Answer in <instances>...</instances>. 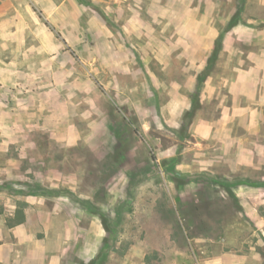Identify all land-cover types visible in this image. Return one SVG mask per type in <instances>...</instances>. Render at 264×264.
<instances>
[{
    "label": "rangeland",
    "instance_id": "374dc122",
    "mask_svg": "<svg viewBox=\"0 0 264 264\" xmlns=\"http://www.w3.org/2000/svg\"><path fill=\"white\" fill-rule=\"evenodd\" d=\"M91 1L79 4L82 13L71 12L80 28L59 35L66 46L49 55L36 51L31 81L14 86L29 93L34 128L27 136L36 148L28 168L38 177L0 181V202L11 199L17 184H29L32 193L67 197L83 212L80 226L89 227L91 217L97 222L91 259L97 264H210L219 256L235 264L233 256L243 252H256L264 264V232L256 231L229 192L237 176L214 150L193 145L192 121L213 117L210 107L198 116L200 105L193 118L184 117L193 97L200 101L201 89L192 87L191 107L180 114L177 103L183 99L175 98V90L186 82V68L176 60L161 61L154 50H140L102 11L112 42L103 40L105 49L97 50L107 28L94 29ZM208 1L200 4L202 10L211 5V17L198 19V25L217 30V38L230 22L264 17L256 0H219L217 7V0ZM229 12H235L230 20L224 17ZM43 114L46 131L36 128ZM210 158L217 162L203 163ZM177 163L189 164L190 172L177 171ZM239 175L264 190L263 170ZM262 200L253 203L264 216Z\"/></svg>",
    "mask_w": 264,
    "mask_h": 264
},
{
    "label": "crops",
    "instance_id": "0c3cea01",
    "mask_svg": "<svg viewBox=\"0 0 264 264\" xmlns=\"http://www.w3.org/2000/svg\"><path fill=\"white\" fill-rule=\"evenodd\" d=\"M82 1L0 0V181L38 177V171L28 168L36 148L35 140L27 136L29 128H34L30 122L29 93L14 90V86L31 81L36 51L49 55L66 46V42L59 41V35L71 32L73 27L80 28L71 21V12L85 11L79 5ZM196 2L91 1L97 20L94 29L105 27L98 12L102 11L140 50H154L161 61L176 60L179 67L186 68L189 75L185 86H178L174 96L183 99L177 103L180 114L191 107L190 91L204 71L218 36L217 30L198 25V19L211 17V5L202 10L209 1L198 0L199 5ZM219 3L215 1L214 7ZM256 6L264 7V0H256ZM235 12L224 17L230 20ZM248 19V23H235L224 33L214 67L218 74L211 73L206 78L199 96L198 116L210 107L213 117L194 119L190 130L196 141L193 145L202 143L205 150H214L229 174L237 176L238 183L230 191L256 231L264 232V216L253 203L262 200L264 190L250 186L239 175L242 170L264 171V17L254 14ZM56 24L58 31L52 29ZM105 28V35L96 41L97 50L105 49L103 40L112 42L111 31L107 25ZM99 32L104 34V30ZM42 117L37 130H49L44 114ZM207 143L209 147H204ZM196 152L197 158L200 153ZM207 162L217 161H203ZM176 170L185 174L191 167L177 163ZM28 189L29 184H17L11 199L0 202V264H80L84 259H93L97 228L93 217L84 229L79 225L82 210L67 197L32 193ZM223 257L212 259L210 264H229ZM233 258L235 264H263L256 252L235 253Z\"/></svg>",
    "mask_w": 264,
    "mask_h": 264
},
{
    "label": "trees",
    "instance_id": "16d2710c",
    "mask_svg": "<svg viewBox=\"0 0 264 264\" xmlns=\"http://www.w3.org/2000/svg\"><path fill=\"white\" fill-rule=\"evenodd\" d=\"M235 23L237 22H230L229 25L227 26L226 30L224 33L228 32L234 25ZM222 39H223V35L220 37V38H217V40L215 41L214 43V47H213V50H212V53L211 55L209 56L208 60H207V64H206V67L204 69V71L202 73H200L197 77V83H196V87L200 90L201 89V86L202 84L204 83V81L206 80V78L212 73V71L214 70V67H215V63L218 59V55L220 53V50H221V43H222ZM193 105H192V108L191 110H189L188 112H186L185 114V118H193L195 112L199 109V99H198V96H194L193 97ZM184 118V119H185ZM230 194L235 197V195L229 191ZM104 223V227L105 229L107 230V226H106V222H103ZM97 261L98 259H94V260H90L88 263H85V264H97ZM82 264V263H80ZM99 264V262H98Z\"/></svg>",
    "mask_w": 264,
    "mask_h": 264
}]
</instances>
